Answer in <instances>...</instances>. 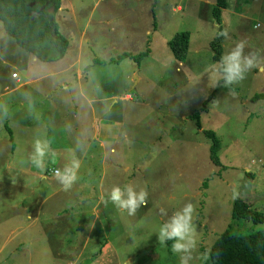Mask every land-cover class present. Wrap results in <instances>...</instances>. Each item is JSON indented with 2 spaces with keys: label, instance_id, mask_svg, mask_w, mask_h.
Wrapping results in <instances>:
<instances>
[{
  "label": "rangeland",
  "instance_id": "374dc122",
  "mask_svg": "<svg viewBox=\"0 0 264 264\" xmlns=\"http://www.w3.org/2000/svg\"><path fill=\"white\" fill-rule=\"evenodd\" d=\"M216 2L62 0L67 11L59 10L57 20L69 41L68 52L61 61H38L37 67L0 22L1 81L13 69L39 77L55 73L34 83L40 91L34 99L33 126L28 133L19 132L20 145L28 137L33 143L37 138L51 140L59 152L55 161L48 159L50 168H62L72 159L81 162L70 191L58 183L45 187L37 182L33 195H14L15 201L35 204L39 216L30 228L21 216L17 225L22 230L14 234L10 226L5 234L7 222L0 220V264H180L179 255L169 243L160 244L157 233L188 202L195 206L197 229L189 264H204L226 230L264 229V222L232 219L237 197L264 215V59L231 86L235 95L212 88L206 71L217 62L212 48L216 39L222 38V54L243 40L245 54L258 51L264 57V0H227L220 24L213 13ZM224 30L227 39L218 35ZM183 32L189 34L190 45L180 63L170 41ZM124 54L131 57L112 63ZM77 69L84 79L79 80ZM53 85H68L69 91L58 90L45 99L44 92ZM64 103L63 115L59 107ZM90 105L100 119L94 128L89 120L71 119L75 110ZM196 113L199 118L192 119ZM206 131L219 140L218 166L211 160ZM95 132L98 140L92 138ZM127 184L149 194L147 207L135 216L111 203L105 206L101 199L108 198L113 186ZM160 207L168 216L160 215Z\"/></svg>",
  "mask_w": 264,
  "mask_h": 264
},
{
  "label": "trees",
  "instance_id": "16d2710c",
  "mask_svg": "<svg viewBox=\"0 0 264 264\" xmlns=\"http://www.w3.org/2000/svg\"><path fill=\"white\" fill-rule=\"evenodd\" d=\"M61 7L62 0H0V22L5 33L13 38L24 52L42 63H54L66 57L70 46L67 38L61 34L57 20ZM227 7V0H217L213 9L217 23L220 22L222 11ZM221 39H216L218 43L212 45L216 52V61L220 60L222 54L219 44ZM189 45L190 37L187 32L177 34L170 41L172 53L178 62L185 61ZM143 56L144 53L135 58ZM128 57L131 55L124 54L111 61L118 63ZM260 98L256 96V99ZM205 109L204 107L203 110ZM199 116L200 114L196 113L191 118L198 119ZM197 125L201 129L199 120ZM204 135L212 141L211 160L218 166L219 140L213 131H206ZM232 219L261 224L264 222V215L237 197L234 199ZM168 243L171 245L172 242ZM204 264H264V229L249 233H233L226 230L216 240Z\"/></svg>",
  "mask_w": 264,
  "mask_h": 264
},
{
  "label": "crops",
  "instance_id": "0c3cea01",
  "mask_svg": "<svg viewBox=\"0 0 264 264\" xmlns=\"http://www.w3.org/2000/svg\"><path fill=\"white\" fill-rule=\"evenodd\" d=\"M180 9L181 8H179V10ZM65 10L66 9L62 5L60 12ZM81 37L83 39V35H81ZM32 59V62L36 64L37 67L38 60L35 58ZM72 66L73 65L70 67ZM13 70L14 71L4 74L2 76V81L0 80V131L2 130L0 132V212L5 211L9 207H11L10 210H12L10 213L3 212L0 215V220L7 222L3 225L5 227V234L7 233L6 226L13 228L10 230V234H14L16 231L22 230V226L17 225V222L22 221L21 216L28 221L26 228L34 226V221L37 220L39 216V212L34 210V207L36 206L35 204L31 205L24 202L22 204L21 201L14 200V195L20 193H28L33 195L37 188L33 185H35L37 182H39L41 186L45 187L50 185L49 182L58 183L53 178V175L50 174L51 170L57 167H51V169L47 163L48 159H46L47 170L43 173L32 166L28 160V157L33 149V139L28 137L26 140V145L23 146L20 145L21 143L19 141L20 138L18 135L19 132L28 133L31 131L33 126V122L31 120H33V117L35 116L36 108L34 99L38 98L37 95L40 91L39 88L33 87L35 85L34 83L43 78H53L55 73H46L39 77L37 74L34 75V72L29 73V71L26 72L17 71L16 69ZM77 71L79 80H82V77L84 79L83 72H81L79 69H77ZM58 90L69 91V86L63 85L61 88H56L53 85L50 90L44 92V98L50 99L51 95ZM81 95L84 98V95ZM110 99L114 100V96H112ZM125 99L130 100L131 97L127 95ZM95 102L97 103L98 100ZM67 106L68 104L64 103L59 107V109L63 111V115L67 112ZM71 119L89 120L92 128L95 127V121L97 122V120H100L97 118L96 108L92 105H90L85 111H81L80 109L79 111L75 110L73 115H71ZM20 124L22 125L20 126ZM92 138L93 140L99 139V137L96 136V132ZM102 142L104 141L102 140L100 142V147H103ZM55 150L56 152H59L58 149ZM20 151H23V153ZM45 200L46 199L43 197L41 201L42 205L44 204ZM90 228L94 230V224ZM93 230H90V233H92ZM84 247L85 246H82L81 250L79 251L83 252ZM80 254L82 255V253ZM82 259L83 258H80V260ZM82 262L84 263L91 261L88 259H83Z\"/></svg>",
  "mask_w": 264,
  "mask_h": 264
},
{
  "label": "clouds",
  "instance_id": "9594fccd",
  "mask_svg": "<svg viewBox=\"0 0 264 264\" xmlns=\"http://www.w3.org/2000/svg\"><path fill=\"white\" fill-rule=\"evenodd\" d=\"M225 39L229 34L227 30L218 34ZM246 41H239L235 47L226 54H222L220 60L210 66L208 71L211 87H223L229 89L230 95H235L231 89L234 84L242 82L247 73L256 68L264 57H261L258 51H249L245 54ZM221 81L223 82L221 84ZM215 102V100H213ZM6 114V110H5ZM57 152L52 147V141L49 139H39L34 141L32 152L29 154L28 160L32 166L41 173L47 170L46 159L55 160ZM80 160L72 159L62 168L53 169V178L62 186L63 191H70L78 180V171L80 169ZM148 192L145 189L139 191L131 185L127 184L123 187L113 186L108 198L102 199L105 206L109 203L113 204L119 211L126 212L129 216H135L141 207H147ZM234 198L238 195L233 192ZM161 216H168L165 208L160 207ZM195 214V206L188 202L181 209L172 213L159 227L157 238L160 244H167L171 241V252L178 254L180 264H189L192 259V252L197 246V229L193 224V216Z\"/></svg>",
  "mask_w": 264,
  "mask_h": 264
}]
</instances>
